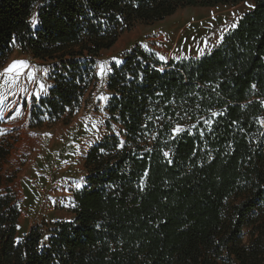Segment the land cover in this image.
<instances>
[{
  "label": "trees",
  "instance_id": "1",
  "mask_svg": "<svg viewBox=\"0 0 264 264\" xmlns=\"http://www.w3.org/2000/svg\"><path fill=\"white\" fill-rule=\"evenodd\" d=\"M242 1L0 0V65L18 46L50 68L44 109H31L39 126L79 107L99 52L135 23ZM252 6L200 57L135 46L111 64L106 109L120 133L86 152L71 219L17 242L18 202L0 190V264H264V0Z\"/></svg>",
  "mask_w": 264,
  "mask_h": 264
},
{
  "label": "rangeland",
  "instance_id": "2",
  "mask_svg": "<svg viewBox=\"0 0 264 264\" xmlns=\"http://www.w3.org/2000/svg\"><path fill=\"white\" fill-rule=\"evenodd\" d=\"M249 5H252V0L236 5L186 6L162 20L135 23L121 33L111 47L101 50L94 62L95 77L79 107L54 121L45 119L38 126L44 133L40 145L33 152L21 155H16L13 150L9 157L6 155L7 166L3 167L6 159L2 163L0 190L9 186L20 210L16 237H21L32 227L45 231L56 220L71 219L73 191L84 180L83 155L86 146L90 140L104 134L120 133V125L111 120L104 109L105 99L101 97L107 95V75L103 78L97 75L100 62L106 61L107 68L111 69V62H116L135 46L153 49L158 58L164 57L163 61L200 57L198 50L208 52L217 45L220 37L232 29L229 25L237 23L240 16L251 8ZM13 60H27L39 70L41 66H46L16 46L0 65V71ZM40 71L36 75L43 73ZM22 88L23 84L19 83L11 89H0V103L11 98L18 100ZM260 118H264V111ZM2 127L0 125V130H4ZM15 137L14 132H3L0 134V145L9 144L11 148ZM84 139L87 142H82ZM77 143L81 144L77 147Z\"/></svg>",
  "mask_w": 264,
  "mask_h": 264
},
{
  "label": "crops",
  "instance_id": "3",
  "mask_svg": "<svg viewBox=\"0 0 264 264\" xmlns=\"http://www.w3.org/2000/svg\"><path fill=\"white\" fill-rule=\"evenodd\" d=\"M121 58H122V56H121ZM121 58L118 59L117 61L120 62ZM117 61L111 62V64L117 63ZM43 69H48V74L44 75V73H42L41 75H36V79L33 81H28L26 76L21 77L19 83L23 84V88L21 90V93L19 94L20 97L18 100L11 98V99H7L4 103H0V125H2L4 127V128L2 127V129H4L5 134L11 133V132H14L16 134V137L13 139V142H12V147L10 148V151L8 153V157L10 154H13V150H14V153L16 155H18V154L21 155L23 153L33 152L36 149V147L38 145H40V141L43 138L44 133L43 132L41 133V131H43L42 128L38 127V126H32L30 124L32 105L34 104V101L37 100V98L33 94L39 91L37 81H40V82H42L48 86L47 91L41 93L39 95V98L46 97L49 94L50 87L53 85V80L50 77V68L48 66H41L40 72H43ZM109 72L107 73V76H108ZM106 80H107V78H106ZM105 86H106V81H105ZM106 90H107V95H106V99H105V103H104L105 111H107L106 103H107V100L109 97V91L107 89V86H106ZM17 110H18L19 114H17ZM68 112H69L68 110L65 111L61 115V117ZM13 116H15L16 118L12 119L11 117H13ZM104 135H106V134H104ZM103 136H101L97 139L90 140L91 142L85 148L84 155H83V161H84V158H85V155H86V152L88 151V149L93 144L98 142ZM84 141L87 142L86 139H84L82 142H84ZM80 144L81 143H79V144L77 143V147ZM8 157H6V162H4L3 167L7 166ZM70 157H71V154H70ZM84 167H85V164H84ZM85 177H86V169H85V175H84V180H83L82 186L85 184ZM80 188H77V189H80ZM77 189H75V190H77ZM74 191H73V193H74ZM65 220H68V219H65Z\"/></svg>",
  "mask_w": 264,
  "mask_h": 264
},
{
  "label": "snow or ice",
  "instance_id": "4",
  "mask_svg": "<svg viewBox=\"0 0 264 264\" xmlns=\"http://www.w3.org/2000/svg\"><path fill=\"white\" fill-rule=\"evenodd\" d=\"M249 7H253L252 5H249ZM38 23L37 18L35 15H33L32 19H31V24L33 25V27H35V25ZM237 26L236 23H232L231 25H229L230 28H235ZM220 39H223V36L220 37ZM13 43H15V40L13 41ZM207 45H205L206 47ZM145 47H147V45H145ZM205 51L204 49H199L198 50V56L199 55H204ZM161 60H164L163 56L159 57ZM117 63H119V61H117ZM162 70V69H161ZM40 71L39 69H37L34 65H31L29 61L27 60H13L10 64H8L7 67H5L2 71H0V89H11L14 86H18L19 81L21 79V77L26 76L28 81H33L36 79V74L37 72ZM111 71V69L107 68V62H100L98 65V71H97V75L100 76L101 78H103L105 75H107V73ZM43 73L44 75L48 74V69H43ZM38 84V88L39 91L34 93L33 95L38 99L39 95L43 92L47 91L48 86L45 85L44 83L37 81ZM253 89H255V85L252 86ZM102 99H106V97H101ZM261 106L264 107V100L260 101ZM17 114H19L18 110H17ZM213 116L217 115V113H213ZM12 119H15L16 117L13 116L11 117ZM260 119V123L261 126L264 127V118H259ZM206 124L211 123V121H205ZM183 131V129L177 125L174 129L173 132L174 133H179ZM4 130H0V134H3ZM46 135H50V134H46ZM121 147L123 146V142H121ZM165 156H168L169 153L165 152L164 153ZM82 185L81 184H77L76 187L80 188ZM19 241V238H17V242Z\"/></svg>",
  "mask_w": 264,
  "mask_h": 264
},
{
  "label": "built area",
  "instance_id": "5",
  "mask_svg": "<svg viewBox=\"0 0 264 264\" xmlns=\"http://www.w3.org/2000/svg\"><path fill=\"white\" fill-rule=\"evenodd\" d=\"M34 104L37 105V109H38V110L43 111L44 108H43L42 106H40V104H39L38 102H35ZM34 104H33V105H34Z\"/></svg>",
  "mask_w": 264,
  "mask_h": 264
},
{
  "label": "bare ground",
  "instance_id": "6",
  "mask_svg": "<svg viewBox=\"0 0 264 264\" xmlns=\"http://www.w3.org/2000/svg\"><path fill=\"white\" fill-rule=\"evenodd\" d=\"M175 41H177V38H176V40ZM174 43V42H173Z\"/></svg>",
  "mask_w": 264,
  "mask_h": 264
}]
</instances>
